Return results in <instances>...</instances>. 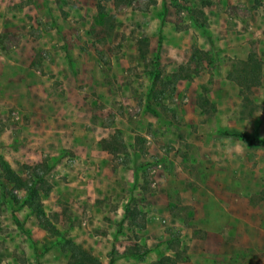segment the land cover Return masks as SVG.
I'll return each instance as SVG.
<instances>
[{
  "label": "rangeland",
  "instance_id": "1",
  "mask_svg": "<svg viewBox=\"0 0 264 264\" xmlns=\"http://www.w3.org/2000/svg\"><path fill=\"white\" fill-rule=\"evenodd\" d=\"M224 130L264 138V0H0V178L45 174L42 220L2 180L0 264H67L66 239L102 264L113 241L114 264L176 241L175 264H264V147ZM224 205L238 249L202 262L182 225Z\"/></svg>",
  "mask_w": 264,
  "mask_h": 264
},
{
  "label": "trees",
  "instance_id": "2",
  "mask_svg": "<svg viewBox=\"0 0 264 264\" xmlns=\"http://www.w3.org/2000/svg\"><path fill=\"white\" fill-rule=\"evenodd\" d=\"M162 19H163V16L161 17V23H162ZM161 28H162V25L159 26V31H161ZM140 42H141V45L145 49L143 48L141 49V51L139 49V52L141 55H144L145 50L148 48V42L144 39L140 40ZM154 61H155V66L157 67L159 65L157 55H155ZM241 63L245 65L243 71H245L248 74L249 73L254 74L253 73L254 68L255 67L256 69L258 68L257 62L252 59L251 55L249 56L247 61H241ZM246 66H247V69H245ZM158 74L159 73L154 74L155 79L159 78ZM255 78H256V75L254 74L249 79H255ZM249 79H245L244 81H239V84L243 90V91L241 90V94L243 95V98H246V99L248 98L244 90L250 91L249 82H248ZM220 132L228 136L237 137L241 139L242 141H244L250 147H264V138L259 136L256 132H253V134L242 133V132H230L226 130L220 131ZM110 141L111 140L109 141L103 140L105 144L102 146L104 149L108 150L109 152L113 150L110 144ZM49 168L50 167L48 166V169ZM3 170H4L3 178L2 179L0 178L1 192H4L6 189L2 181L5 179L8 183L14 186L16 190L24 191L25 195H24L23 204H25L30 209L31 212H34L37 215V218L39 220L44 219L45 212L42 207L41 195H40V192L42 191L43 186H44L43 184L45 183V177H44L45 174L43 173V171L37 172V170L33 169L29 178L24 179L23 177L15 173L6 163H3ZM133 175L135 177L134 180H136V177H137L136 169L133 170ZM37 184L39 185L36 186ZM12 197L14 200L16 198V195H12ZM128 213L129 214L132 213V209H130L129 205L127 204L125 206L124 216L129 215ZM120 225H122L121 222L119 223L118 231L120 230ZM115 244H116L115 241H113L112 249L110 252V259L108 260L107 264H114V261H115L114 254L116 252ZM62 247H63V250H65L69 255L67 264H102L101 261L97 257L92 255L90 252L80 248L75 243H73V241H71L70 239L63 240ZM172 251H173L172 255L161 256L158 259L152 261L150 264H175L176 262L182 261L184 260V258H186L185 257V247L180 245L179 241L178 242L176 241V247L172 248ZM145 255H146L145 252L141 251L139 244H134L132 246L126 247L124 252L122 253V256L136 258L139 260H143Z\"/></svg>",
  "mask_w": 264,
  "mask_h": 264
},
{
  "label": "crops",
  "instance_id": "3",
  "mask_svg": "<svg viewBox=\"0 0 264 264\" xmlns=\"http://www.w3.org/2000/svg\"><path fill=\"white\" fill-rule=\"evenodd\" d=\"M185 198H187V196ZM186 203L188 204V202ZM191 206L192 204L189 203V209H191ZM208 206L210 207L209 204ZM230 208L231 206H223L222 211L225 213V216L221 217L220 220H216L214 217H208L206 214L207 210L202 208L203 215H193L189 218L185 226L182 225L183 231L186 234L187 244L195 243L196 247L199 248V251L202 253L200 256L202 262L210 261L213 263L214 257L209 258V255H216L220 253L224 256L228 253H233L238 249L239 244H236L235 240L233 238L231 239V236L238 223L240 230L244 231L246 221L241 218L236 221L234 217L229 216L228 213ZM211 212L213 213L214 211ZM259 230L261 231V229ZM240 235L241 237L247 235L248 241L251 239V236L250 234L248 236V233ZM261 244H259V246L264 249V243L261 242Z\"/></svg>",
  "mask_w": 264,
  "mask_h": 264
}]
</instances>
